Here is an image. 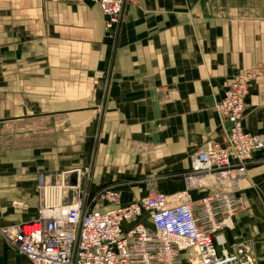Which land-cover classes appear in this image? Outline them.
Segmentation results:
<instances>
[{
	"label": "crops",
	"instance_id": "obj_1",
	"mask_svg": "<svg viewBox=\"0 0 264 264\" xmlns=\"http://www.w3.org/2000/svg\"><path fill=\"white\" fill-rule=\"evenodd\" d=\"M104 21L94 0H0V226L36 217L38 175L74 178L66 172L87 160L95 120L92 173L96 166L183 169L187 161L188 169L195 151L222 143L214 107L223 82L264 66V0H126L112 37L105 38ZM259 70L243 128L264 136ZM125 141L152 149L128 151ZM170 184L159 191L178 190ZM201 195L192 191L194 200ZM239 196L224 238L248 243L264 264V148L249 162ZM0 264L31 263L0 236Z\"/></svg>",
	"mask_w": 264,
	"mask_h": 264
},
{
	"label": "built area",
	"instance_id": "obj_2",
	"mask_svg": "<svg viewBox=\"0 0 264 264\" xmlns=\"http://www.w3.org/2000/svg\"><path fill=\"white\" fill-rule=\"evenodd\" d=\"M94 1L111 36L126 0ZM260 75L251 68L223 82L215 106L227 123L223 142L211 140L190 156L182 190L150 189L123 201L112 186L92 193L88 186L70 202L61 193L59 201L48 203L47 177L40 174L36 217L0 226L1 238L31 264H258L248 243L227 244L223 232L241 207L240 183L248 163L264 148L263 135L243 128L245 99ZM202 188L208 192L194 200L192 191Z\"/></svg>",
	"mask_w": 264,
	"mask_h": 264
},
{
	"label": "rangeland",
	"instance_id": "obj_3",
	"mask_svg": "<svg viewBox=\"0 0 264 264\" xmlns=\"http://www.w3.org/2000/svg\"><path fill=\"white\" fill-rule=\"evenodd\" d=\"M104 32H105V38L106 37L109 38L106 34L105 29H104ZM111 41L112 40L108 41V43L110 42L109 44H112ZM109 52H111V51H109ZM253 67L254 68L260 67V68L264 69L263 65H256ZM253 67H250L249 69H251ZM107 73H108V70L106 67L104 72H102V74L99 78V80H100L99 86H98L97 91H96V93H97L96 105L99 107L102 105L101 102H103V98L105 95V92H104L105 87L104 86L106 84L107 77H108ZM214 109L218 113V117L222 123L221 128H223V135H224L226 132V128H227L226 122L224 121L222 114L219 113L215 107H214ZM97 122H98V120L93 121L91 126L88 128V134L90 135L89 137L91 139V148L89 150V153H88L89 155L87 156V160L82 165L80 164L79 169L77 168L78 170L73 169V170H68L66 172L67 175H74V173H75L74 178H72L71 176H68V178L62 176V181H63L64 185H61V183H60L61 180H59L60 179L59 176L56 177L57 175H60V173H61V172L60 173L58 172L57 174L56 173L53 174L51 179L46 180V182L44 184L45 185L44 196L46 197V199H47L46 201L48 203H54V202H57V200H60L59 192L62 193V195H64L63 196L64 202H70L76 198L77 192L84 190L88 186L90 187V189H89L90 193H92V191L96 190L97 188H99L103 185L112 186L113 188L121 191V193H120L121 199H122V196H123V198H125L124 197L125 194L131 193L132 189L134 190L135 194H138L139 193L138 187L143 186V185L148 186L152 190L154 189L155 191L156 190L159 191V189H158L159 185L160 186H166V184L167 185L170 184L172 182V180L176 181L177 184H179L178 190L165 192L167 194L168 193H174L176 191H180L186 186V184L184 182V176L188 172V169L186 168V166L188 165V161L185 162L187 164H186L185 168H183V169H181L182 167L177 168V169H171L170 167L169 168L164 167V168H160L157 170H150V171L147 170L146 172L140 174V172H135V171H133V169H130V168H128V169H120V168L116 169L114 167L104 166V168L101 169V168L96 166L94 173H92L91 172V166L92 165L90 164V160H91L90 156H91L92 150H93L94 145H95L94 144V136H95V131H96V127H97ZM52 130H53V128H52ZM125 142H127V141H125ZM222 142H223V140H222ZM124 144L127 146L126 149L128 151L129 150L130 151H136L137 153L142 152L145 149H150V148L152 149V145L145 144V143H143V144H145V147H142L140 145V143H137V142L133 143L132 145L129 142L124 143ZM189 164H190V160H189ZM70 165L71 164L69 163V165H68L69 168H70ZM78 172H79V175H78ZM170 185H172V184H170ZM240 188H241V183H240ZM64 192H65V194H63ZM197 192H199L201 194H205L208 192V189L202 188V189H199ZM133 198H134V194L133 195L131 194V198L127 199V200L125 199V200L129 201ZM14 205H15V207H13L14 209H19L20 207L23 206L22 204H19V203H15ZM31 218H33V217H31ZM33 219H31V220H33ZM31 220H29V221H31Z\"/></svg>",
	"mask_w": 264,
	"mask_h": 264
},
{
	"label": "bare ground",
	"instance_id": "obj_4",
	"mask_svg": "<svg viewBox=\"0 0 264 264\" xmlns=\"http://www.w3.org/2000/svg\"><path fill=\"white\" fill-rule=\"evenodd\" d=\"M257 68L260 69L259 67H257ZM77 170H78V169H77ZM49 187H50V186H49ZM44 190H45V188H44ZM58 190H59V189H58ZM59 194H60L59 196L61 197V193H60V192H59ZM57 201H59V200H57Z\"/></svg>",
	"mask_w": 264,
	"mask_h": 264
}]
</instances>
